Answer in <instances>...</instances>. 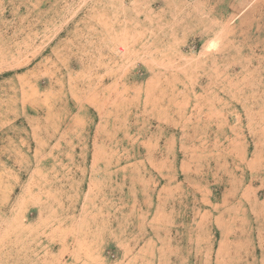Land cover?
Wrapping results in <instances>:
<instances>
[{
	"label": "rangeland",
	"instance_id": "rangeland-1",
	"mask_svg": "<svg viewBox=\"0 0 264 264\" xmlns=\"http://www.w3.org/2000/svg\"><path fill=\"white\" fill-rule=\"evenodd\" d=\"M0 264H264V0H0Z\"/></svg>",
	"mask_w": 264,
	"mask_h": 264
}]
</instances>
